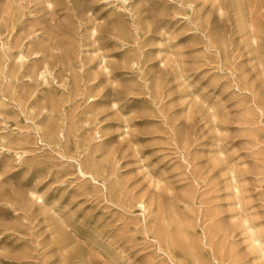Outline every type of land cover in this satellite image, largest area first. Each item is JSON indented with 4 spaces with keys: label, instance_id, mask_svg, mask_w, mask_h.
<instances>
[{
    "label": "rangeland",
    "instance_id": "rangeland-1",
    "mask_svg": "<svg viewBox=\"0 0 264 264\" xmlns=\"http://www.w3.org/2000/svg\"><path fill=\"white\" fill-rule=\"evenodd\" d=\"M0 264H264V0H0Z\"/></svg>",
    "mask_w": 264,
    "mask_h": 264
}]
</instances>
